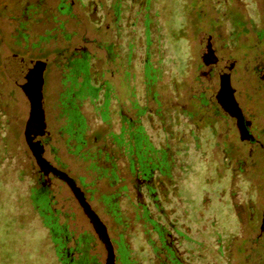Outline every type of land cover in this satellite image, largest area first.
Wrapping results in <instances>:
<instances>
[{
  "label": "rangeland",
  "instance_id": "1",
  "mask_svg": "<svg viewBox=\"0 0 264 264\" xmlns=\"http://www.w3.org/2000/svg\"><path fill=\"white\" fill-rule=\"evenodd\" d=\"M117 3L118 0H0V264H60L49 230L43 226L48 221L41 218L31 195V188L36 186L33 173L39 168L26 136L32 107L24 85L36 69L18 57L46 63L43 94L46 134L49 133L51 148L55 150L52 152L76 179L86 176L87 182L93 180L87 176L92 170L87 155L100 150L99 165L109 167L104 161L112 147L106 144L105 135L119 136L122 111L136 119L129 100L133 98H128L130 93L123 82L128 70L130 88L146 110L144 129L138 131L141 145L148 141L151 149L150 138L158 143L165 138L158 119L147 123V118L160 110L156 100L161 103V110L167 109L164 117H171V146L184 166L174 190L181 203L169 219L182 237L185 225L186 230L190 228L181 242L187 253L185 259L199 264H264V0H122L121 17L123 26H127L119 27L122 37L114 29ZM145 7L152 20L154 43L147 51L141 12L134 28L135 49L130 52V26L136 12ZM235 18L242 20L245 28L234 34ZM209 47L218 58L235 61L231 86L244 116L253 120L249 131L254 141L243 140L237 124L223 119L224 113L215 109L220 77L215 73L205 75L213 64ZM82 54L88 60L87 67L75 82L70 76L72 64ZM148 61L155 69L150 70L149 86L145 75ZM76 83V90L84 91L83 97L90 95L86 87L97 89L98 108L108 84L112 123L108 128L102 126L101 112L92 107V100L82 102L90 130L85 129V146L75 152L61 138L69 135L64 115L75 105L71 92ZM201 97L207 101L206 114L211 116L200 128L182 125L180 108L191 110L190 99ZM175 107L177 112L170 113V108ZM52 152L47 149L45 158L54 165ZM122 160L116 161L120 170L125 168ZM122 192H127V188ZM53 193L56 203L52 214L58 218L60 232L64 239H70L68 247L72 248L74 235L70 232L76 230L79 234L91 227L84 214L76 210L69 189L58 183ZM92 203L97 208L94 200ZM111 210L117 211L113 206ZM166 210L173 209L167 206ZM126 212L119 210L124 215ZM147 216L148 212L142 221L134 219L136 239L130 238L133 248L136 242L144 264H150L142 236L150 227ZM102 218L107 219L104 214ZM64 221L66 226H61ZM125 250L120 248L122 254ZM92 254L102 262L107 258L98 242Z\"/></svg>",
  "mask_w": 264,
  "mask_h": 264
},
{
  "label": "flooded vegetation",
  "instance_id": "2",
  "mask_svg": "<svg viewBox=\"0 0 264 264\" xmlns=\"http://www.w3.org/2000/svg\"><path fill=\"white\" fill-rule=\"evenodd\" d=\"M144 13V18L140 24L142 26V30L144 33V43L145 48L148 51L149 47L153 45L154 41L152 40V32H151V23L149 12L147 7H145L142 11L136 12L135 22L131 24L130 27H133L131 30V35L129 36L128 50L133 51L135 49V41H136V33H135V25L139 23L138 16L140 13ZM115 21H114V29H116L115 34L118 37H122L121 32L119 31V27L126 28L127 26L123 24L121 11L115 10ZM106 18V16H102V21ZM109 27L108 25L106 28ZM129 33V32H128ZM257 48V45H253L252 48ZM130 55V53H129ZM86 55L82 54V57L76 58L73 60L72 64V76L75 82H78L77 75L79 73H83L87 67ZM129 61V58H128ZM130 62V61H129ZM145 67V75L148 79L147 86L150 85L151 75L150 70H155L152 66H150L149 61L146 62ZM71 67V66H70ZM215 73L220 77V72L215 64H212V67L209 69L205 75ZM130 79L131 74L128 70H125L124 80L126 81V87L129 94L128 98L131 102L133 110L135 111L136 119L133 117L125 116V113L121 112L122 122H121V130L119 136L116 138H111L113 134L109 133L105 135V142L110 143L112 150L108 151L106 154L107 158L104 161L109 167L100 166L98 154L101 153L97 151L96 154L87 155L86 160L90 161L89 167L92 169L88 171L87 176H91L93 180L91 182H87V177L83 176L80 178H75L68 169L65 168V165L56 157V153L53 154L52 151H55L51 148V139L49 137V133L46 134L44 138H42L40 142L41 146V155L44 160L54 169L63 171L67 173L71 178H73L77 184V186L81 189V193L85 197V201L88 202L91 209L98 217V222L95 223L84 211L82 204L79 199L72 191L68 183L61 178V174H55L52 169L51 172H47L46 170H41L39 165L38 168L33 173V179L36 181V186L31 188V195L35 197L34 205L39 208L40 216L44 220L48 221L44 222L43 226L49 230L50 236L52 237L54 250L56 252V256L59 258L60 264H107L108 260V251L105 243L100 237L101 232L103 230L108 232L110 236L112 245L114 247L115 252V264H144L145 262L140 258L139 251L135 246L133 248V244L130 240L136 239L135 235V225L133 223L134 219H140L141 221L144 219V213L148 212V216L146 217L147 222H149L148 229L143 231V239H146L147 249L146 256L151 263L153 264H199L197 261L187 260L185 257L187 256L186 251L181 246V242L185 241V237H187V233L190 228L187 229L188 225H185L184 228V236H180L176 231V226L172 224L171 219H169V214L174 212L175 209L179 206L181 201L176 197V193L174 192L177 189V183L180 175V168H183V163L178 160L177 155L173 153V149L171 146L172 137L170 133V121L171 117H164V113H166L167 109H162L161 103L157 101L159 105V112L150 115L147 118V123H151L154 118L159 121L160 130L165 135V138L161 140L160 143L157 142V139L153 141L150 137V144H152L153 148L149 149L147 147V143L145 145H141L140 137H139V129L142 127L144 129L143 118L146 115L145 108H142L139 104L138 98H136V93L134 89L130 88ZM86 81V79L84 80ZM83 81V82H84ZM75 84L74 90L71 92L72 97L75 100L74 107H70L69 110L64 115L66 117V123L68 126V138H61L66 146L72 151L73 147L75 148V152L78 147H84L85 141L87 142L88 131L85 132V129L90 130V126L88 124L87 118L82 111L81 103L86 101V99L90 98L92 100L93 106L98 112L100 111V120L101 124L104 127L111 125L112 119L110 118V95L108 91V84H106V89L104 90V97L102 105L98 108V105L95 104V94L97 89L93 86L87 88L90 95H86L83 97L84 91H77ZM221 86V80H220ZM148 94H151L150 88L148 87ZM220 90V89H219ZM219 90L217 94V104L215 107L216 110H221L224 115L223 119H229L231 122H235L237 127L239 128L238 122L236 118L227 110L224 109L222 104L218 99ZM44 93V91H43ZM44 95V94H43ZM157 99L156 95L153 96ZM236 97V92H235ZM190 99L191 110L187 107L180 108L179 116L184 118L182 125L189 124L190 126H196L200 128L201 124L204 123L206 117L211 116L210 114H206V106L207 101H205L202 97L200 99L195 98ZM206 102V105L204 104ZM100 109V110H98ZM242 109V108H241ZM178 108H170V113L172 111L177 112ZM215 111V110H214ZM217 112V111H215ZM243 115L246 116L243 111ZM158 114L159 116H157ZM218 114V112H217ZM166 115V114H165ZM244 116V117H245ZM218 119H220V115H218ZM245 124L247 125L248 121L250 122L249 128L251 127V123L253 124V120H247L245 117ZM139 123V126L136 124ZM199 130V129H198ZM252 132V131H251ZM250 132V134H251ZM85 133V135H84ZM145 129V135H146ZM192 135L194 136L195 131L192 130ZM144 135V134H143ZM81 136V137H80ZM83 136L84 139L82 138ZM148 136V135H147ZM143 137V136H142ZM248 139L254 141L252 137L248 136ZM98 139L95 138V142ZM160 140V139H159ZM74 142V144H73ZM94 142V141H93ZM156 142V144H155ZM158 143V144H157ZM29 146V144H28ZM108 146V145H107ZM30 149V146H29ZM47 149L52 152V155L55 157V164L53 165L50 161L45 158ZM149 149V151H148ZM32 152V150L30 149ZM118 153L117 155H112V153ZM175 152V151H174ZM147 153V154H146ZM33 154V152H32ZM34 156V154H33ZM124 162L125 168L119 169L116 164L117 160H121ZM37 163V162H36ZM48 167V166H47ZM84 179L82 182L81 179ZM58 183L62 184L65 188L69 189L72 192L73 200L76 204V210L81 211L86 221L88 222L91 228L88 230L82 231L77 234V231H71L70 233L74 235L72 240L74 242V246L72 248L68 247V243L70 239H64L61 234L59 221L56 216L52 214L53 206L56 203L54 190L58 186ZM124 188H127V192H122ZM96 190L95 192H92ZM74 194V195H73ZM95 194H98L96 197ZM101 195V198L99 197ZM129 195V197L127 195ZM107 199H110V206L106 203ZM92 200L96 202L97 208L93 205ZM111 206L114 207L117 211L113 212L111 210ZM167 206L173 210H166ZM96 208V209H95ZM127 210L126 216L124 214L119 213L120 209ZM95 210H99L97 213ZM104 211V212H103ZM58 213L60 211L58 210ZM62 213V212H61ZM129 213V214H128ZM102 214L107 217L106 221L102 218ZM63 216L66 218L67 216L63 213ZM157 218V221L155 219ZM162 222L161 223V220ZM168 219V220H166ZM154 222V223H153ZM66 222L64 221L61 226H66ZM152 223V225H151ZM139 226H142L141 224ZM127 229L129 230L127 233ZM90 231V232H89ZM100 243L105 251L107 252V258L104 261H99L98 257L95 254H92V251L96 247V244ZM125 248V252L122 254L120 252V248ZM215 262H211L213 264Z\"/></svg>",
  "mask_w": 264,
  "mask_h": 264
},
{
  "label": "water",
  "instance_id": "3",
  "mask_svg": "<svg viewBox=\"0 0 264 264\" xmlns=\"http://www.w3.org/2000/svg\"><path fill=\"white\" fill-rule=\"evenodd\" d=\"M208 51L211 56L210 57L211 62L217 66L220 72L221 86L219 90L220 93L218 95V99L220 103L222 104L225 110L229 111L236 118L242 135V139L245 140L248 138V136L254 139L253 135L250 134L249 131L250 122L248 121L247 125L245 124L246 121L245 117L235 97L236 90H234L231 86V72L235 67V61L223 60L218 58L215 55L214 50L210 47ZM18 60L19 61L23 60L22 62L26 63L25 65L36 69V73L32 74L33 76L32 77L30 76V79H27L26 80L27 83L24 85L25 88L24 91L28 96L32 107L30 121L28 122L26 128V136L30 149L32 150L34 157L36 159V162L41 168V170H46L47 172L50 173L51 172L50 170L52 169V171H54L55 174L57 173L61 174V178L68 183L72 191L79 199L85 213L95 223H97L98 222L97 215L91 209L88 202L85 201V197L81 193V189L77 186L75 180L71 178L67 173L52 168L46 162V160L43 159L41 155V146L39 142L41 139L37 140V138H44L46 136V106L44 105V95H43V89L45 84L44 73L46 70V63L32 62L26 59H22L21 57H18ZM223 95L226 97V100L223 99L224 97ZM262 231L264 233V222L262 226ZM100 237L105 243L108 251L107 264H115L114 247L112 245L108 232H105L103 230V233L101 232Z\"/></svg>",
  "mask_w": 264,
  "mask_h": 264
},
{
  "label": "trees",
  "instance_id": "4",
  "mask_svg": "<svg viewBox=\"0 0 264 264\" xmlns=\"http://www.w3.org/2000/svg\"><path fill=\"white\" fill-rule=\"evenodd\" d=\"M122 0H118V3L114 6V9H116V11H121L122 9ZM234 29H237L235 33L241 31V29L245 28V24L242 20H238L237 18L234 19ZM234 34L232 35V37L234 36Z\"/></svg>",
  "mask_w": 264,
  "mask_h": 264
},
{
  "label": "bare ground",
  "instance_id": "5",
  "mask_svg": "<svg viewBox=\"0 0 264 264\" xmlns=\"http://www.w3.org/2000/svg\"><path fill=\"white\" fill-rule=\"evenodd\" d=\"M223 96H224V95H223ZM223 96H222V97H223ZM223 99L226 100V97L224 96Z\"/></svg>",
  "mask_w": 264,
  "mask_h": 264
}]
</instances>
